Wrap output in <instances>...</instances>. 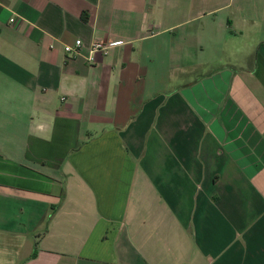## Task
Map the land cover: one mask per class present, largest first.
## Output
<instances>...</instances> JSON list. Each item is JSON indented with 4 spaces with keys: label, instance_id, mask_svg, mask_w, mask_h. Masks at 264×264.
Masks as SVG:
<instances>
[{
    "label": "crops",
    "instance_id": "crops-1",
    "mask_svg": "<svg viewBox=\"0 0 264 264\" xmlns=\"http://www.w3.org/2000/svg\"><path fill=\"white\" fill-rule=\"evenodd\" d=\"M0 264H264V0H0Z\"/></svg>",
    "mask_w": 264,
    "mask_h": 264
},
{
    "label": "built area",
    "instance_id": "built-area-1",
    "mask_svg": "<svg viewBox=\"0 0 264 264\" xmlns=\"http://www.w3.org/2000/svg\"><path fill=\"white\" fill-rule=\"evenodd\" d=\"M10 20L12 21V18ZM115 43L120 44L121 42L117 41ZM110 44L111 43H105L103 41L94 40L90 43L89 52L93 53V52L99 51L105 54ZM80 47H81V40L75 39L73 44H65L63 46V50L65 54L74 55L80 51Z\"/></svg>",
    "mask_w": 264,
    "mask_h": 264
},
{
    "label": "trees",
    "instance_id": "trees-1",
    "mask_svg": "<svg viewBox=\"0 0 264 264\" xmlns=\"http://www.w3.org/2000/svg\"><path fill=\"white\" fill-rule=\"evenodd\" d=\"M36 254V249L32 252L31 256H34Z\"/></svg>",
    "mask_w": 264,
    "mask_h": 264
}]
</instances>
